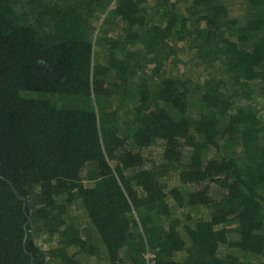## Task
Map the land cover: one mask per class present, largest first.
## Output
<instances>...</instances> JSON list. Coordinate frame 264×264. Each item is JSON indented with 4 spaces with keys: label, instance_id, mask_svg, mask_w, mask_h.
<instances>
[{
    "label": "trees",
    "instance_id": "16d2710c",
    "mask_svg": "<svg viewBox=\"0 0 264 264\" xmlns=\"http://www.w3.org/2000/svg\"><path fill=\"white\" fill-rule=\"evenodd\" d=\"M147 252L264 264V0H0V264Z\"/></svg>",
    "mask_w": 264,
    "mask_h": 264
},
{
    "label": "rangeland",
    "instance_id": "374dc122",
    "mask_svg": "<svg viewBox=\"0 0 264 264\" xmlns=\"http://www.w3.org/2000/svg\"><path fill=\"white\" fill-rule=\"evenodd\" d=\"M115 1H113L112 3H111V5H114L115 3H114ZM113 8V6L110 8L109 7V9H112ZM100 27V26H99ZM100 35V33H95V36H94V40H96L97 39V37ZM101 36V35H100ZM96 46V45H95ZM97 47V46H96ZM99 59V58H98ZM39 239V244H41V246L44 248V249H46L47 247H49L50 246V244H51V241H52V238H49L48 236H46V235H43V237H40V238H38ZM92 262H93V264H97V262L96 261H90L88 264H92Z\"/></svg>",
    "mask_w": 264,
    "mask_h": 264
},
{
    "label": "built area",
    "instance_id": "2783aa9c",
    "mask_svg": "<svg viewBox=\"0 0 264 264\" xmlns=\"http://www.w3.org/2000/svg\"><path fill=\"white\" fill-rule=\"evenodd\" d=\"M144 257L146 258V262L144 264H156L154 254L152 252H147Z\"/></svg>",
    "mask_w": 264,
    "mask_h": 264
},
{
    "label": "water",
    "instance_id": "95a60500",
    "mask_svg": "<svg viewBox=\"0 0 264 264\" xmlns=\"http://www.w3.org/2000/svg\"><path fill=\"white\" fill-rule=\"evenodd\" d=\"M22 198H23V199H26L25 197H22ZM28 221H29V219H28ZM28 221H27V222H28Z\"/></svg>",
    "mask_w": 264,
    "mask_h": 264
}]
</instances>
